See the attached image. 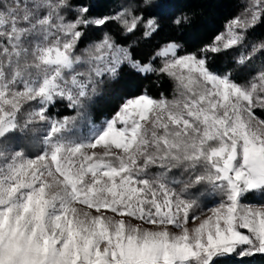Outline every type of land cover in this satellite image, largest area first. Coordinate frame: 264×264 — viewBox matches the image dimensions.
Wrapping results in <instances>:
<instances>
[{
  "label": "snow or ice",
  "instance_id": "obj_1",
  "mask_svg": "<svg viewBox=\"0 0 264 264\" xmlns=\"http://www.w3.org/2000/svg\"><path fill=\"white\" fill-rule=\"evenodd\" d=\"M69 9V0H0V264H264V203L244 202L264 196V62L238 81L209 61L244 48L232 58L242 68L264 53V38L245 45L264 26V0H248L211 43L184 50L168 38L146 60L107 32L77 46L109 22L126 35L142 26L150 40L157 16L134 6L89 16L80 4L69 19ZM124 67L166 75L172 98L145 89L111 119L89 121L88 136L73 135L104 77ZM58 99L77 116L50 117ZM205 194L219 198L206 211Z\"/></svg>",
  "mask_w": 264,
  "mask_h": 264
},
{
  "label": "trees",
  "instance_id": "obj_2",
  "mask_svg": "<svg viewBox=\"0 0 264 264\" xmlns=\"http://www.w3.org/2000/svg\"><path fill=\"white\" fill-rule=\"evenodd\" d=\"M69 3L70 9L66 10L69 19L75 15L71 7L80 4L89 7V16L114 15L122 8L133 6L138 14L142 12L145 17L157 16L161 20L162 27L150 40L143 39L142 26L133 33L126 35L118 23L109 22L102 27H88L85 29V36L77 46V53L79 54L80 50L102 39L103 34L107 32L117 44L123 46L134 45L132 47L134 56L146 60L159 44L168 38H173L182 44L184 50H195L203 44L211 43L217 34L225 30L226 21L237 15L242 6L248 3V0H150L148 5H145L144 0H69ZM181 14L188 15L191 22L181 27L173 26L172 19ZM247 36L248 39L245 41V45L249 46L248 50L250 51V43L254 39L264 38V26H258L249 31ZM244 50V48L234 47L230 51L220 54H209L210 65L218 70L234 69V77L238 81H244L264 62V53H260L253 57L247 65L238 68L233 63L232 58L238 56ZM155 65L158 67L160 60H156ZM145 89L152 97L159 98L160 94L163 93L171 99L174 92V83L166 75L157 73L142 75L127 67L122 68L115 80L104 77V83L98 87L96 94L87 102V119H77L73 135L81 138L88 136L90 134L89 121L98 126L105 120L111 119L119 110L124 97L139 95ZM67 103V100L58 99L54 105L49 107L48 115L56 119L65 116H77V110L67 107ZM257 115L264 118V112L258 111ZM36 127L43 129L46 125L37 124ZM21 143L28 145L26 150L36 151V148L29 145L27 140H21ZM158 171L159 169L155 166L151 168L152 173ZM172 175L177 178L180 177L178 171H173ZM200 191L205 193L203 187ZM215 198L217 197L205 194L201 199V205L206 208ZM252 264H259V258L254 260Z\"/></svg>",
  "mask_w": 264,
  "mask_h": 264
},
{
  "label": "rangeland",
  "instance_id": "obj_3",
  "mask_svg": "<svg viewBox=\"0 0 264 264\" xmlns=\"http://www.w3.org/2000/svg\"><path fill=\"white\" fill-rule=\"evenodd\" d=\"M119 126V125H118ZM218 197L215 198L213 201H211L210 204L207 205V207L205 208V211L207 208H211L213 206H215V204L218 202ZM245 203H250L253 205H258L260 203H264V196H261L258 193H254V194H250L247 196L246 200L244 201Z\"/></svg>",
  "mask_w": 264,
  "mask_h": 264
}]
</instances>
